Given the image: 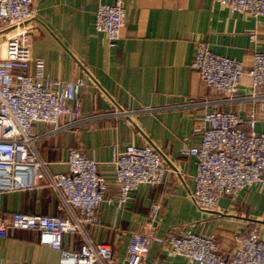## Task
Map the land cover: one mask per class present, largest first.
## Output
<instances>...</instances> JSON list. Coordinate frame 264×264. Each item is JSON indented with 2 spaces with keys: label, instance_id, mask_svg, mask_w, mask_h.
<instances>
[{
  "label": "crops",
  "instance_id": "0c3cea01",
  "mask_svg": "<svg viewBox=\"0 0 264 264\" xmlns=\"http://www.w3.org/2000/svg\"><path fill=\"white\" fill-rule=\"evenodd\" d=\"M115 0H35V13L26 20L32 59L62 78L83 77L79 89L82 115L76 121L32 124L33 147L45 170L30 188L5 191L1 214L11 212L67 215L47 174L67 170V153L76 148L99 162L113 200L98 208L100 224H84L95 243H108V264H127L134 232L164 235L181 227L214 234L224 252L239 245V237L257 223L264 234V184L256 182L235 197L222 195L214 208H200L191 198L197 157L181 148L201 142L205 111L219 108L239 113L247 125L264 130V90L255 89L247 72L255 52L264 51V15L232 11L217 0H123L126 21L117 44L95 26L97 7ZM256 32V37L250 34ZM242 61L244 73L237 92L208 84L192 63L196 43ZM152 144L167 170L163 182L141 183L135 198L118 201L113 150L129 144ZM159 203L156 219L150 208ZM84 240L78 232L63 234L62 247L76 251ZM59 251L41 244L32 229H9L0 237V264H58ZM141 264H188L186 257L159 242L151 244Z\"/></svg>",
  "mask_w": 264,
  "mask_h": 264
},
{
  "label": "built area",
  "instance_id": "2783aa9c",
  "mask_svg": "<svg viewBox=\"0 0 264 264\" xmlns=\"http://www.w3.org/2000/svg\"><path fill=\"white\" fill-rule=\"evenodd\" d=\"M230 10L264 15V0H217ZM35 13V0H0V201L5 191L30 188L45 170L44 161L33 147L32 124L36 120L57 123L59 117L69 122L82 115L79 89L83 77L62 78L45 72L41 58L32 59L30 31L26 20ZM126 21L123 0L102 2L95 15V26L106 34L110 47L117 44ZM256 32L250 34L256 37ZM201 77L210 85L229 93L238 91L244 73L242 61L213 52L206 40L196 43L192 61ZM247 72L253 88L264 90V51L255 52ZM203 133L198 145L181 148L184 154L197 157L195 188L191 198L200 208H214L222 195L235 197L242 188L256 182L264 184V130L255 128L251 116L247 125L243 117L229 109L205 111ZM118 201L135 198L141 183L163 182L167 165L152 144H129L122 151L113 150ZM67 170L47 174V183L59 195V208L67 215L11 212L8 218L0 210V237L9 229H32L38 241L59 251L58 264H108L113 248L95 243L84 231V224H100L98 208L111 202L108 184L99 170V162L84 152L71 148L67 153ZM46 171V170H45ZM160 208L153 203L151 219ZM84 235L76 251L62 247L63 234ZM232 251L220 249L214 234L181 227L164 235L153 231L134 232L127 249V264L145 261L154 242L167 245L170 251L186 257L188 264H264V234L255 223L238 238Z\"/></svg>",
  "mask_w": 264,
  "mask_h": 264
}]
</instances>
